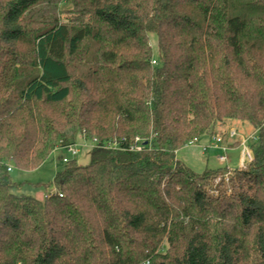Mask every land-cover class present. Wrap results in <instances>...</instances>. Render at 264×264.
<instances>
[{
  "label": "trees",
  "instance_id": "obj_1",
  "mask_svg": "<svg viewBox=\"0 0 264 264\" xmlns=\"http://www.w3.org/2000/svg\"><path fill=\"white\" fill-rule=\"evenodd\" d=\"M235 119L228 180L177 157ZM79 135L111 146L14 191ZM145 262L264 264V0H0V264Z\"/></svg>",
  "mask_w": 264,
  "mask_h": 264
},
{
  "label": "rangeland",
  "instance_id": "obj_2",
  "mask_svg": "<svg viewBox=\"0 0 264 264\" xmlns=\"http://www.w3.org/2000/svg\"><path fill=\"white\" fill-rule=\"evenodd\" d=\"M218 129L220 133H223V132L229 133L231 129L237 130L236 136L240 138L239 139L240 142L243 139H248V147L250 150L252 149L251 144H256L258 142V136H259L258 130L249 121H242V120L235 119L232 122L228 123V125L222 126ZM241 148H238V149L231 148L230 150L227 151V154L230 159V162H229L230 166H232L234 169H237L240 167L239 165H240V160L242 156ZM61 152L62 150L56 151L55 154H53L49 158V160L39 169H35L31 171H24V170H21L19 168L12 166V170L10 171L11 178L20 184V186L17 187L14 191L21 193V194L32 195L40 199H44L48 194L52 193L56 189L55 185L52 183L54 180V177L56 173L59 170L63 169L65 166V163H63V161L60 159ZM211 153L212 155H217L219 154V151L215 152L214 154L213 152ZM87 156L89 160L90 153H88ZM81 162L86 163V161H82V160ZM213 163L214 164H211V166L214 168H222V167L225 168V166L227 165L226 162L215 161ZM233 173H234V170H233ZM224 175L223 177H225ZM219 178L221 177L219 176L216 179L217 182L220 181L218 180ZM48 183L49 185L46 186V184Z\"/></svg>",
  "mask_w": 264,
  "mask_h": 264
},
{
  "label": "crops",
  "instance_id": "obj_3",
  "mask_svg": "<svg viewBox=\"0 0 264 264\" xmlns=\"http://www.w3.org/2000/svg\"><path fill=\"white\" fill-rule=\"evenodd\" d=\"M218 131H219V129H217V131L215 133H209V134H205V135L199 137L194 144L186 146V147L182 148L180 151H178L177 157L180 158L181 160H183L187 165H189L191 168H193L194 170H196L198 172H202L206 168L212 167L211 164H214L213 162H215V161L221 162L219 160L218 156L222 153V151L219 148H216L214 146L215 145L214 137L220 133V131L219 132ZM239 139L240 138L237 136L231 137L230 134L227 132L223 136L222 144L228 146V150H230L231 148L232 149L233 148L238 149V148H241V144H240ZM76 142H78V143H84L85 142V143L91 145V141L90 140L85 141L81 135H79ZM60 150H62L61 155H60V159L62 160L63 157L65 156V153H66L62 147H57L54 150L53 154H55L56 151H60ZM217 151H219V154L212 155L211 152H213V154H214ZM88 153H91L90 149L88 151H85V153L82 154L81 158H79V161L81 162V160H82V161L87 162L88 161V156H87ZM229 162H230V159L228 156V161L226 162L227 165L225 166V168L231 167L232 170H235L232 166H230ZM212 168H214V167H212Z\"/></svg>",
  "mask_w": 264,
  "mask_h": 264
},
{
  "label": "built area",
  "instance_id": "obj_4",
  "mask_svg": "<svg viewBox=\"0 0 264 264\" xmlns=\"http://www.w3.org/2000/svg\"><path fill=\"white\" fill-rule=\"evenodd\" d=\"M157 60L154 59L153 63H156ZM227 132H223V133H219L214 137L215 140V147L219 148L222 153L218 156L219 160L221 162H227L228 161V146L223 145L222 141H223V136L226 134ZM229 134L231 137H235L237 135V130L235 129H231L229 131ZM82 138L86 141V140H90L91 141V145L87 144V143H72L69 144L67 146L62 147L65 151H66V155L63 157V162L67 163L68 161H70L71 159L77 158L79 159V157L82 156V153H85V151H88L89 149L92 150L93 147H95L96 145L98 146H111V145H104L101 144L97 138H93V139H89L86 136L81 135ZM142 139L139 137H136L134 143L131 145V149L133 150H141L143 148V143H142ZM197 140L192 141L190 143V145L194 144ZM241 147H242V156H241V160H240V167L239 168H243L246 167L250 162H252L254 160V156L252 153V150L249 149L248 147V139H243L241 142ZM81 155V156H80ZM228 171L225 173V179L228 180L230 178V176L233 173V170L231 167H227ZM12 170V166L9 167V171ZM221 178H219L218 180H220ZM146 264V262L144 263Z\"/></svg>",
  "mask_w": 264,
  "mask_h": 264
}]
</instances>
